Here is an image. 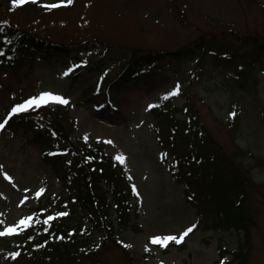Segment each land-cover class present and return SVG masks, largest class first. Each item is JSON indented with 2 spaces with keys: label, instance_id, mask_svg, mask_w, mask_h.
I'll use <instances>...</instances> for the list:
<instances>
[{
  "label": "rangeland",
  "instance_id": "1",
  "mask_svg": "<svg viewBox=\"0 0 264 264\" xmlns=\"http://www.w3.org/2000/svg\"><path fill=\"white\" fill-rule=\"evenodd\" d=\"M6 1L0 0V22L9 21L50 41L66 42L68 53L26 55L21 79L20 74L0 68V121L6 107L51 92L68 101V115L76 126L74 138L83 137L104 146L106 154L123 157L119 163L132 186L130 212L138 227L117 233L115 239L129 254L131 264H217L218 244L229 250L237 247L238 235L231 229L194 228L196 207L186 200L184 183L173 176L178 165L172 161V147L164 151L156 140L157 119L150 109L174 85L180 86V92L172 104L181 107L189 96L223 145L231 137L223 132L222 124L237 114L236 143L249 151L244 163L251 167L253 181L261 185L252 192L255 224L244 264H264V57L240 46L235 38L252 32L253 40L264 42V0H178L181 21L170 10L169 0H38L37 8L14 7L12 0ZM49 4L57 6L38 10ZM66 4L68 8L57 9ZM211 34L231 46L215 53L207 51L204 56L194 52L178 62L137 64L125 78L118 77L123 57L133 50L139 60L148 51L176 50ZM94 42H99V49ZM88 59L93 62L90 66ZM238 72L247 76L248 89L236 84L240 74H234ZM99 78L102 88L96 90L92 86ZM133 90L139 93L135 96ZM19 98L25 100L16 101ZM45 103L64 105L52 99ZM176 118L183 116L179 113ZM28 135L5 129L0 136V231L16 227L21 219L28 221L39 201L67 195L41 157L43 150L53 147L26 146ZM84 225L90 226L87 220ZM189 227L192 231L183 237L180 247L166 249L152 242L156 236L179 237ZM102 237L94 232L95 242ZM9 240L10 234L0 236V264L7 261L4 250ZM113 249H106L103 260L118 264L121 253ZM230 258L227 254L225 260Z\"/></svg>",
  "mask_w": 264,
  "mask_h": 264
},
{
  "label": "trees",
  "instance_id": "2",
  "mask_svg": "<svg viewBox=\"0 0 264 264\" xmlns=\"http://www.w3.org/2000/svg\"><path fill=\"white\" fill-rule=\"evenodd\" d=\"M36 4L20 7L37 8ZM178 5V0H171L175 16L181 21L184 20L183 13ZM38 10L44 11L43 8ZM248 35L235 37L236 41L240 46L249 47L257 56L264 57V42L253 40L252 32ZM217 36L211 34L207 39L200 36L199 40L176 50L148 51L139 60L142 63L180 61L183 56H191L194 52L203 56L207 51L218 52L231 46L230 42H222ZM67 45L66 42L50 41L9 21L0 22V68L8 74H20V79L24 77L21 65L26 55L32 56L34 52H44L46 57L67 54ZM135 52L133 50L130 56L123 57L120 76L132 70L139 61ZM131 56H134L133 60ZM239 74L236 84L248 89L247 76L243 72L235 76ZM175 95L161 102L156 113L162 129L168 131V144L171 146L174 141H180L184 148L176 158L180 163L174 177L184 183L186 197L196 207L198 228L232 229L237 233L235 251L218 245L219 260H224L227 253L231 254V259L222 264H244L250 248V229L255 224L251 210L252 192L260 190L261 185L253 181L251 167L244 163L249 151L236 143L237 117L231 115L222 124L223 132L231 137L230 142L223 145L214 137L191 98L187 96L182 108H177L171 104ZM178 112L183 114L182 119L174 117ZM5 129L14 134L19 130L31 132L26 137L27 146L53 145L54 150L43 151L42 158L50 164L67 191L66 196H50L37 203L31 219L14 227L9 245L4 250L5 264H109L103 260L107 248L120 251L118 264H131L129 254L115 240L116 233L127 228L137 229L130 214L128 201L132 192L127 176L117 159L105 155L103 147L83 138H73L75 126L68 115L67 105H35L13 114ZM3 130H0V136ZM85 220L90 222V227L84 225ZM94 232L104 235L99 243H95ZM178 245L175 241L164 244L166 249ZM13 252L19 255L13 258L10 255Z\"/></svg>",
  "mask_w": 264,
  "mask_h": 264
},
{
  "label": "snow or ice",
  "instance_id": "3",
  "mask_svg": "<svg viewBox=\"0 0 264 264\" xmlns=\"http://www.w3.org/2000/svg\"><path fill=\"white\" fill-rule=\"evenodd\" d=\"M28 0H12V5L15 7V6H20V5H23L25 3H27ZM32 3H36L37 0H31ZM68 3H71L72 0H67ZM57 5H54V4H49V5H45L46 8H53V7H56ZM67 74V73H65ZM178 87V86H177ZM173 94H176V92H170L168 93V95H173ZM167 98V96H165V99ZM48 99H52V100H55V101H58L59 103H62V104H67L68 101L66 99H64L63 97L59 96V95H55L51 92H42L40 93L38 96L36 97H32L30 98L28 101L25 102V104H18L16 106H14L9 114H8V118L11 117V115L13 114H16L18 112H21L23 110H25V106L26 105H32V104H35L37 106H39L40 104L42 103H45L47 102ZM234 115V114H232ZM8 118L4 119L3 121H0V130H3L5 128V125L7 124L8 122ZM109 143H112L111 141H109ZM118 160H121V162H123V157L122 156H117L116 157ZM2 165H0V169H2ZM5 176L7 177V174L5 173ZM10 179V177H8ZM58 215H66V213H59ZM26 219H21L20 220V224H25L26 223ZM49 219H52V217H49ZM45 223H47V221H45ZM15 231V228L14 227H8L6 228L4 231H0V236H4L6 234H10L12 232ZM192 231V228L189 227L184 233H182L179 237L177 236H166V237H159V236H156V237H153L152 238V242L153 243H161V244H166L167 241H175L176 243H179L184 236H186L188 234V232ZM126 247H131V245H125ZM13 258H15L16 256L19 255V253H16V252H13L10 254Z\"/></svg>",
  "mask_w": 264,
  "mask_h": 264
},
{
  "label": "bare ground",
  "instance_id": "4",
  "mask_svg": "<svg viewBox=\"0 0 264 264\" xmlns=\"http://www.w3.org/2000/svg\"><path fill=\"white\" fill-rule=\"evenodd\" d=\"M139 92H137L136 90H133L132 94L136 96V94H138Z\"/></svg>",
  "mask_w": 264,
  "mask_h": 264
}]
</instances>
